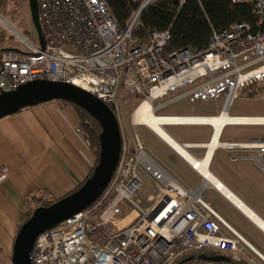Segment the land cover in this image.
Returning <instances> with one entry per match:
<instances>
[{
  "label": "built area",
  "instance_id": "built-area-1",
  "mask_svg": "<svg viewBox=\"0 0 264 264\" xmlns=\"http://www.w3.org/2000/svg\"><path fill=\"white\" fill-rule=\"evenodd\" d=\"M156 1L143 0L122 28L107 0H38L45 49L38 38L19 34L20 45L0 55V94L37 80L71 83L113 110L122 136L118 166L101 197L41 234L32 264H264L260 251L203 199L208 187L203 183L194 190L155 160L137 135L131 137L124 114L132 98L162 100L189 88L191 102L223 101L219 117L229 115L237 99H250L253 87L264 88V32L235 23L213 31L203 52H167L169 31L134 36L142 11ZM231 2L251 4L259 26L263 23L264 0ZM245 56L252 59L238 65ZM260 97L264 100V91ZM218 148L230 153L232 162L251 161L264 172V137L219 142ZM139 172L155 184V200L147 208L135 200L143 187ZM7 179L2 167L0 184Z\"/></svg>",
  "mask_w": 264,
  "mask_h": 264
},
{
  "label": "crops",
  "instance_id": "crops-1",
  "mask_svg": "<svg viewBox=\"0 0 264 264\" xmlns=\"http://www.w3.org/2000/svg\"><path fill=\"white\" fill-rule=\"evenodd\" d=\"M188 90L189 88H184L171 93L165 99L150 101L154 114L171 120L182 117L214 118L220 116L223 101L191 102L186 96ZM183 101L194 104L193 110L196 111L204 104H221L222 106L217 115L158 114L174 108L173 106ZM140 105L136 106L132 114L131 127L136 132L138 127L147 128L165 146L174 159L173 161L181 162L183 168L190 172L189 177L187 176L188 180L193 183L200 181L201 188L204 182L203 177L193 170L184 157L146 125L134 124L133 115ZM226 124L223 125L218 136L216 127L198 122L167 121L162 124V127L194 158L203 160L209 153L208 145L213 142L214 137L218 143L252 139H248L246 135L242 136L244 132H239L240 130H234L226 136V130L228 127L255 126ZM147 150L155 160L162 163L158 155L149 148ZM96 158V153L89 136L82 127L80 117L69 103L55 100L26 108L0 120V169L6 167L8 170V179L0 184V264H6L8 259H11L16 236L32 212L33 204L27 203L30 195L39 194L46 201L52 202L70 195L78 190L90 176ZM215 164L217 165L216 170H212ZM209 169L224 186L264 220V172L258 166L251 161L232 162L230 153L217 146L213 149ZM187 181L184 183L190 187L191 182ZM205 187H208L205 191H211L223 198L264 235V231L231 203L220 190L213 186Z\"/></svg>",
  "mask_w": 264,
  "mask_h": 264
},
{
  "label": "water",
  "instance_id": "water-1",
  "mask_svg": "<svg viewBox=\"0 0 264 264\" xmlns=\"http://www.w3.org/2000/svg\"><path fill=\"white\" fill-rule=\"evenodd\" d=\"M31 21L42 50L46 41L39 22L38 0H29ZM60 100L91 115L101 126L100 153L91 175L81 187L55 201L38 207L20 228L13 247L12 264H32L37 238L72 216L92 206L103 194L118 166L122 152L120 124L113 110L93 94L67 82L37 80L0 94V120L44 103Z\"/></svg>",
  "mask_w": 264,
  "mask_h": 264
},
{
  "label": "rangeland",
  "instance_id": "rangeland-1",
  "mask_svg": "<svg viewBox=\"0 0 264 264\" xmlns=\"http://www.w3.org/2000/svg\"><path fill=\"white\" fill-rule=\"evenodd\" d=\"M0 19L7 21L12 25L13 30L10 29L2 20H0V52L11 47H18L22 42L19 38V34H22L30 40L37 42V37L31 21V14L29 8V0H0ZM251 57L245 56L237 61L238 65H243L247 61L251 60ZM263 87V86H262ZM262 91L255 96L256 99H248L246 97H240L235 101L230 111V115L235 117L244 116H264V100L261 99ZM139 101L132 98L126 105L125 121L126 127L131 135L134 137L138 134L141 142L145 147L152 150V152L160 158V161L165 167H167L177 178H181L183 182H186L189 177V171L184 169L181 162L173 161L171 154L165 148V146L159 142V140L145 127H138L137 132L131 127V117L138 105ZM194 104L188 101L180 102L173 106L172 109L159 112V115L172 114V115H217L221 110V104H204L199 110H193ZM197 106V105H196ZM137 110V109H136ZM244 132L242 136L246 135L250 138H263L264 127H228L226 130V136L232 131ZM169 153V154H168ZM161 163V164H162ZM216 164L212 170H216ZM140 177L143 180V187L137 193L135 200H139L142 203L143 208L153 205L155 200V184L152 179L145 176L142 172H139ZM188 176V177H187ZM186 181H184V180ZM191 182L190 180H188ZM187 181V182H188ZM190 187L194 190H198L201 186L200 181L189 183ZM208 190V189H207ZM203 199L208 202L229 224H231L243 237H245L253 246H255L264 255V235H262L252 224L247 222L245 218L235 210L227 201L223 198L215 195L211 191H205L202 195ZM125 213L134 219L135 214H131L130 207L124 205ZM12 259V257H11ZM11 259H8L6 264H12ZM5 264V263H4Z\"/></svg>",
  "mask_w": 264,
  "mask_h": 264
},
{
  "label": "trees",
  "instance_id": "trees-1",
  "mask_svg": "<svg viewBox=\"0 0 264 264\" xmlns=\"http://www.w3.org/2000/svg\"><path fill=\"white\" fill-rule=\"evenodd\" d=\"M142 1L107 0V3L111 15L122 28H125ZM235 23H248L255 31L264 32V21L259 26L255 10L249 3L236 5L231 0H186L181 4V0H157L142 11L134 36L144 39L151 31H169L172 39L167 52L181 49H194L197 52H203L208 48L213 31L222 32ZM1 53L2 51L0 55ZM262 88L259 85L253 87L250 99H255L259 91L263 90ZM138 100V105H140L143 100ZM72 106L76 109L82 127L90 138L97 161L100 153L101 126L86 111L75 105ZM27 203L33 204L32 212L27 217L29 219L36 208L48 207L54 202L46 201L39 194H31ZM207 255L215 256L210 253Z\"/></svg>",
  "mask_w": 264,
  "mask_h": 264
},
{
  "label": "bare ground",
  "instance_id": "bare-ground-1",
  "mask_svg": "<svg viewBox=\"0 0 264 264\" xmlns=\"http://www.w3.org/2000/svg\"><path fill=\"white\" fill-rule=\"evenodd\" d=\"M143 103V104H142ZM140 107L135 111L133 115V122L135 125L143 124L149 127L154 133H156L162 140L169 144L175 151H177L182 157L186 159L188 163L203 177L205 186L216 187L221 193L233 203L242 213H244L253 223H255L262 231H264V220L250 207H248L242 200L234 195L226 186H224L210 171L209 162L212 157L213 149L219 146L218 141L213 139V142L208 145L209 153L203 160H197L194 158L184 147L179 145L168 133L163 129L162 124L167 121L181 122L180 119H164L156 116L153 112V108L149 101L142 102ZM230 115L224 114L222 117L214 118H187L183 119L184 123H205L209 122L217 129V136L220 133L223 125L228 124H247L251 125L258 122H264L263 117H229ZM235 121L237 123H229ZM216 136V138H217ZM203 182V183H204Z\"/></svg>",
  "mask_w": 264,
  "mask_h": 264
}]
</instances>
